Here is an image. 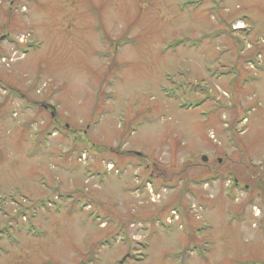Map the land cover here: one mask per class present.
<instances>
[{"label": "rangeland", "instance_id": "obj_1", "mask_svg": "<svg viewBox=\"0 0 264 264\" xmlns=\"http://www.w3.org/2000/svg\"><path fill=\"white\" fill-rule=\"evenodd\" d=\"M123 263L264 264V0H0V264Z\"/></svg>", "mask_w": 264, "mask_h": 264}, {"label": "water", "instance_id": "obj_2", "mask_svg": "<svg viewBox=\"0 0 264 264\" xmlns=\"http://www.w3.org/2000/svg\"><path fill=\"white\" fill-rule=\"evenodd\" d=\"M203 161H204V162H207V157H206V156L203 157Z\"/></svg>", "mask_w": 264, "mask_h": 264}]
</instances>
